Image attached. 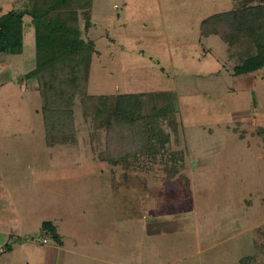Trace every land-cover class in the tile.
I'll use <instances>...</instances> for the list:
<instances>
[{
	"label": "rangeland",
	"instance_id": "1",
	"mask_svg": "<svg viewBox=\"0 0 264 264\" xmlns=\"http://www.w3.org/2000/svg\"><path fill=\"white\" fill-rule=\"evenodd\" d=\"M33 4L0 0V19ZM236 7L92 0L79 13L93 53L76 141L55 148L24 17L23 53H0V246L15 249L0 247V264H45L47 247H62L56 264H264V67L236 75L221 38L201 35ZM125 94L167 95L180 129L165 124L157 151L103 162L108 122L88 97Z\"/></svg>",
	"mask_w": 264,
	"mask_h": 264
},
{
	"label": "trees",
	"instance_id": "2",
	"mask_svg": "<svg viewBox=\"0 0 264 264\" xmlns=\"http://www.w3.org/2000/svg\"><path fill=\"white\" fill-rule=\"evenodd\" d=\"M235 1L233 10L204 20L201 35L220 37L227 45L229 59L236 61L234 73L241 75L264 67V0ZM91 5L92 0H34L30 11L10 12L0 19V53L8 55L23 53V19L27 15L32 19L37 66L30 77L43 89L45 142L49 148L76 141L74 104L78 96H86L93 53V43L82 38L79 13L89 11ZM88 100L90 109L100 112V120L108 122L105 149L99 155L103 162L157 151V141L163 144L170 140L165 124L173 125L175 132L180 129L165 94L90 96ZM6 247L9 250V244Z\"/></svg>",
	"mask_w": 264,
	"mask_h": 264
},
{
	"label": "crops",
	"instance_id": "3",
	"mask_svg": "<svg viewBox=\"0 0 264 264\" xmlns=\"http://www.w3.org/2000/svg\"><path fill=\"white\" fill-rule=\"evenodd\" d=\"M0 235L4 236L5 238H7V232H1ZM60 236V235H59ZM30 239V238H27ZM48 243V242H47ZM8 244V243H7ZM5 244L4 246H0V247H6ZM16 248V247H15ZM11 250L8 252H6L7 254H12L15 252V249L13 247L10 248ZM62 249V247L60 248H56V247H47V252H46V258H45V264H56V260H57V252H59V250Z\"/></svg>",
	"mask_w": 264,
	"mask_h": 264
},
{
	"label": "built area",
	"instance_id": "4",
	"mask_svg": "<svg viewBox=\"0 0 264 264\" xmlns=\"http://www.w3.org/2000/svg\"><path fill=\"white\" fill-rule=\"evenodd\" d=\"M47 242H48V240H45V239H44V243H47Z\"/></svg>",
	"mask_w": 264,
	"mask_h": 264
},
{
	"label": "water",
	"instance_id": "5",
	"mask_svg": "<svg viewBox=\"0 0 264 264\" xmlns=\"http://www.w3.org/2000/svg\"><path fill=\"white\" fill-rule=\"evenodd\" d=\"M34 237H37L38 238V236H36V235Z\"/></svg>",
	"mask_w": 264,
	"mask_h": 264
}]
</instances>
